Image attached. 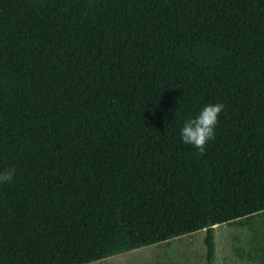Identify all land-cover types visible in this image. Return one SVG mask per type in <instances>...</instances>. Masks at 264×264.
Listing matches in <instances>:
<instances>
[{"label":"trees","instance_id":"obj_1","mask_svg":"<svg viewBox=\"0 0 264 264\" xmlns=\"http://www.w3.org/2000/svg\"><path fill=\"white\" fill-rule=\"evenodd\" d=\"M209 102L224 107L200 152L178 129ZM4 168L0 264L202 229L213 264L214 226L264 212V0H0Z\"/></svg>","mask_w":264,"mask_h":264},{"label":"rangeland","instance_id":"obj_2","mask_svg":"<svg viewBox=\"0 0 264 264\" xmlns=\"http://www.w3.org/2000/svg\"><path fill=\"white\" fill-rule=\"evenodd\" d=\"M264 224V212L247 220L221 223L214 226L215 259L213 264H257L246 256H264V240L261 253L255 250L257 243L252 236L258 234ZM205 230H197L168 242L139 247L87 264H207L203 241ZM260 250V249H259Z\"/></svg>","mask_w":264,"mask_h":264},{"label":"clouds","instance_id":"obj_3","mask_svg":"<svg viewBox=\"0 0 264 264\" xmlns=\"http://www.w3.org/2000/svg\"><path fill=\"white\" fill-rule=\"evenodd\" d=\"M224 105L221 102L205 103L194 115L183 119L178 134L181 141L203 152L205 144L215 135L218 118ZM14 176V169H0V183L10 182Z\"/></svg>","mask_w":264,"mask_h":264}]
</instances>
